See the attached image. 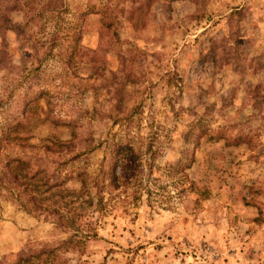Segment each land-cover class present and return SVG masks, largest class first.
<instances>
[{
  "label": "rangeland",
  "instance_id": "obj_1",
  "mask_svg": "<svg viewBox=\"0 0 264 264\" xmlns=\"http://www.w3.org/2000/svg\"><path fill=\"white\" fill-rule=\"evenodd\" d=\"M0 14V264L73 229L87 236L62 264H264V0H0ZM125 145L139 185L104 192L110 210L56 196L57 220L4 188L18 159L76 194Z\"/></svg>",
  "mask_w": 264,
  "mask_h": 264
},
{
  "label": "trees",
  "instance_id": "obj_2",
  "mask_svg": "<svg viewBox=\"0 0 264 264\" xmlns=\"http://www.w3.org/2000/svg\"><path fill=\"white\" fill-rule=\"evenodd\" d=\"M4 17L0 14V21ZM3 136L0 135V141L3 139ZM10 139L7 138V141ZM130 146H123L121 155L116 154L113 158V162L107 168H101L97 173L91 177L90 180H85V175L83 178H80V187L76 194L72 191L61 190L58 187V184H48L47 179L42 175V171L27 172L26 165L27 162L21 161L18 159H12L8 161L6 166L8 167L9 177L6 176L4 179V188L16 196V198H21L22 193L24 196L29 197L27 202H31L35 209L49 210L52 213H57V220L62 219V214L57 210V206H54L53 209L50 208V203L47 202L52 200V198L58 196L60 198L67 196H74V199L79 198L80 195L85 194L86 198L84 201H90L92 198L96 197L95 205L98 209H103L105 206H109L108 202L111 198L102 200V194L104 192L110 193L114 191L118 186L122 187V192L124 193L126 189H135L139 185V176H138V164L137 156L133 151H130ZM130 154V155H129ZM14 164L10 165V162ZM117 163H121V168H117ZM186 167V166H185ZM118 169V170H117ZM91 185H88V183ZM54 189V190H52ZM56 189V190H55ZM48 194L45 195V193ZM55 205V202H54ZM112 208V205L109 206V210ZM66 223H72L71 220H64ZM87 234L83 235L81 232L76 229L72 230V233L59 244L53 247H44L37 252L32 254L18 256L14 264H62L60 261L56 260L58 256V250L66 249L68 244L72 242H79L80 238L86 237ZM37 259V262H35ZM35 262V263H34Z\"/></svg>",
  "mask_w": 264,
  "mask_h": 264
}]
</instances>
